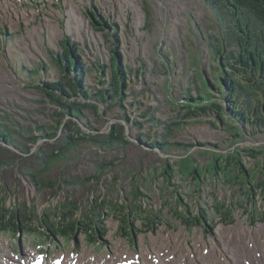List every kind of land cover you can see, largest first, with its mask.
Listing matches in <instances>:
<instances>
[{"label":"rangeland","instance_id":"374dc122","mask_svg":"<svg viewBox=\"0 0 264 264\" xmlns=\"http://www.w3.org/2000/svg\"><path fill=\"white\" fill-rule=\"evenodd\" d=\"M10 4L13 11L0 5V124L22 129L15 135L16 143L32 145L35 150L40 145L44 150L51 151L52 142L41 140L33 145L27 138L41 135L37 126L46 125L49 128L56 125L54 112L63 111L38 87L43 85V81L52 83L62 78L61 67L53 62L52 54L63 50L61 42L69 36L78 44L86 62V85L97 92L103 88L98 82L103 64L107 66L106 77L103 78L107 80L105 86H110L117 33L119 51L129 69V86L124 99L126 108L116 104L108 109L105 116L102 112L107 110V105L100 102L99 114L91 108L84 109L87 117L81 124H91L99 128L101 134L106 133L111 124L122 123L123 120L119 122L118 118L126 114L133 122L141 121L143 124L141 127L137 124L126 127L132 141L123 146L101 150L93 142H81L68 157L53 163L51 171L43 175L42 180L86 178L96 174L102 163H109L105 167L106 174L94 191L93 183L67 187L83 210L89 207L90 200L103 197L109 191V185L113 198L119 203H126L128 199L125 197L131 199L134 185H139L142 196L138 200L147 209L154 208L159 212L162 209L164 214L153 224L134 217L131 235L123 234L118 216H111L104 223H99V228L107 227L102 238L95 240L82 232L77 240L67 236L48 239L41 233L42 230L47 231L41 221L42 214L54 210L71 195L64 186L58 191L56 188L39 191L32 181L15 176L14 169L10 168L0 176V201L4 200L6 208L27 205L35 210L38 219L34 220V225L38 231L22 235L20 243L13 232L3 230L0 232V244L6 240V246L1 252L12 251L27 259L25 251L35 248L49 262L55 254H81L85 248L97 256L113 255L117 240L124 239L130 247V256L139 255L143 262L146 260L149 263L152 253L159 257L163 254L161 249L151 248V236L166 233L181 241L180 248L189 247L196 260V252L199 253L203 242L206 246L221 249L225 259H228L223 249L224 236L219 237L222 229L233 227L254 231L260 228L256 235L263 236L261 229L264 222L259 220L264 221V185L258 186V182L259 177L264 175V125L241 124L231 120L228 115L232 113L223 95L216 89L206 90L201 79L204 71L210 83L214 84L213 78L219 73L213 45L224 43L226 52L236 50V45L226 42L225 31L230 24L228 14L221 20L216 8L206 0H12ZM91 11L95 15L102 14L104 20L116 23L117 27L112 30L104 22L95 24L91 21ZM228 70L234 69L228 66ZM235 73L238 80L251 85L245 75ZM200 91L214 94V101L228 108L224 124L212 111L202 116H184L187 109L182 107V102H188V92L197 96ZM255 91L258 93L252 95L253 99L263 96L258 89ZM246 97L245 94L240 95L241 107L247 106L244 103ZM92 102L88 101L89 104ZM177 122L181 124H174ZM168 123H171L170 129ZM67 132L68 129H64L60 143L65 141ZM141 132L149 134L153 140L167 134L170 142L218 143L221 151L213 145H196L193 148L172 147L165 154L136 141ZM237 132L240 137L236 136ZM237 148L254 182L248 189L241 183L235 184L241 179L243 170L238 177L231 168L224 166L218 171L214 168L219 152L236 155ZM250 148L260 150V153L254 157L247 151ZM215 151L217 154L214 155ZM184 158L190 160L185 161ZM236 160L240 161V157L237 156ZM27 165L38 166L31 165V162ZM195 168L199 170L200 179L192 177L191 172ZM232 172L236 177L232 176ZM115 176L119 177L117 181ZM178 194L182 205L190 210L205 207L208 213L203 216L209 217V222L204 223L201 218L202 223L197 221L192 226H186L174 212ZM217 200L230 202L231 221L219 218L215 212ZM246 207L250 209L246 210ZM250 210H256L255 218L250 216ZM78 215L81 217L80 212ZM253 231L250 235L255 240ZM207 256L216 264L221 263V260L213 258L209 250Z\"/></svg>","mask_w":264,"mask_h":264},{"label":"trees","instance_id":"16d2710c","mask_svg":"<svg viewBox=\"0 0 264 264\" xmlns=\"http://www.w3.org/2000/svg\"><path fill=\"white\" fill-rule=\"evenodd\" d=\"M209 4L214 6L223 20L224 15L228 14L230 17V24L225 31L226 42L229 45H236V50H230L226 52V44L213 45L215 50V57L218 60L219 73L213 78L214 84L210 83V80L206 77L207 73L203 71L201 76L202 84L206 90L216 89L223 95V99L227 102L229 110L232 114H229L231 120L238 121L241 124H254L264 125V0H206ZM91 3V7H92ZM92 12V11H91ZM96 15L102 17L100 14ZM92 12V22L95 24H101L104 22L112 30L117 27V24H113L109 20H104L102 17L98 19ZM222 16V17H221ZM63 50L58 54H52V60L55 64H59L61 67L62 78L56 82H45L43 85L38 86L50 101L58 107H62L63 111L59 110L54 112L56 125H50L48 128L46 125L37 126L41 135H33L28 137L27 140L33 145L39 144L41 140L53 143V149L51 151L44 150L40 145L36 148L29 145H21L16 143L15 135L20 133L22 129L16 130L9 128L7 125L0 124V176L6 174L10 168L14 169L15 176H22L28 178L34 183L39 191L46 188H56L57 191L60 187H65V191L68 192L67 187L75 186L77 184L93 183L94 188H97L99 182L106 174L105 167L109 165L102 163L101 168L96 174H92L86 178L81 177H67L63 181L59 178H50L47 182L42 180V176L49 173L52 168V164L61 161L68 157L74 148L79 147L81 142L90 141L93 142L101 150H107L111 148L123 146V144L131 143V139L128 135L127 126L141 125V121L133 122L131 116L128 114L125 117H119V122L125 121L126 123H113L111 124L106 133L101 134V130L91 124H81L86 118L84 109L91 108L95 114L100 113L99 103L106 104L107 110H104L103 115L108 114V109L114 105H119L122 108H126L124 99L126 98L125 90L129 86V69L125 65L122 53L120 49V39L118 34L115 33V53L114 63L111 64L112 76L110 86L106 88L105 83L107 73V66L101 65V72L98 82L103 85V88L97 92H93L92 89L86 85L87 78V65L81 55V51L76 42H73L69 36H67L62 42ZM228 66H231L234 70H228ZM239 72L245 75L250 84H244L236 78V73ZM224 77H222V75ZM258 89L263 93V96L258 99H253L252 95L258 92ZM245 94L247 97L244 103H247L246 107H241L240 95ZM188 102H182V107L187 109L185 117H196L210 113L211 111L216 114V117L221 123L226 121L224 114L228 110L227 107H223L221 102L214 101V94L209 91H200L197 96H192L188 92ZM80 99V100H78ZM83 100V101H81ZM93 100L92 104L88 101ZM134 105V102H132ZM102 115V114H101ZM215 125V122H211ZM173 124V123H172ZM174 124H181L177 122ZM168 129L171 128V123H168ZM68 129L65 137V141L60 143L61 135L64 129ZM243 133V130L241 129ZM238 137L240 133L237 132ZM136 140L140 141L142 145L151 147L153 149L159 148L163 153H168V150L172 147L193 148L194 146L213 145L217 150L219 149L218 143L212 142H191L189 144L183 142H170L166 136L161 139L153 140L149 134L141 132ZM6 143V145H4ZM220 150V149H219ZM218 150V151H219ZM221 151V150H220ZM237 156L240 157V161H237L235 153L220 154L219 152L215 160L214 168L233 169L238 177L242 172L241 179L235 184H242L247 189L249 185H254L252 178L250 177V170L246 168L242 161L241 152L236 149ZM247 151L252 156L259 154L260 150L250 148ZM210 152V151H207ZM212 153V152H211ZM217 154V152H213ZM185 161L190 158H184ZM227 160V161H226ZM225 161L227 164H225ZM28 162L31 165L28 166ZM113 164V162H111ZM168 167L171 168V165ZM197 167V166H196ZM166 171L168 168H165ZM172 169V168H171ZM243 170V171H242ZM198 168L192 170V176L194 179L198 176ZM218 171V170H217ZM227 173V171H225ZM235 172H232V176L236 177ZM12 173V176H13ZM4 174V175H5ZM264 177V175L262 176ZM259 177L258 186L264 185V178ZM118 176H115V180H118ZM200 179L201 176L199 175ZM248 179V180H246ZM196 180V179H195ZM256 180V178H255ZM230 182L233 180L229 179ZM236 181V180H234ZM248 183V184H247ZM109 191L103 197H96L94 200H90L89 207L83 210L80 204L76 201L74 196L68 192L69 196L65 201L60 202L55 206L54 210H50L47 214H42V223L45 225L47 231H41L46 238L67 236L68 238L77 240L78 236L84 232L87 236L94 238H102L107 231V227L104 225L99 228V223H104L111 216H118L120 221V229L123 234L131 235L133 233V221L134 217H139L141 220L148 222L147 224H153L157 219L163 217V210L160 209H147L138 199L142 196V191L139 189V185H134L132 189V198H127V202L119 203L112 196L111 186L109 185ZM247 193V191H246ZM182 198L178 194L176 198L175 214L181 217L186 226H192L197 221L202 223L209 222V217L203 216L207 212L205 207L202 209L190 210L182 205ZM22 209V210H21ZM246 207V210H249ZM80 212L81 217L78 213ZM215 212L218 213L219 218L225 221H231L233 219L232 210L230 208V202L217 200L215 206ZM208 213V212H207ZM250 216L256 214V210H250ZM38 214L35 210H31L27 205L19 206L18 208L10 209L6 208L4 200L0 201V232L8 230L13 232L19 239L20 233L25 235L38 231L37 226L34 225V220ZM56 220V221H55ZM135 221V220H134ZM264 222L263 220H259ZM257 222V221H255ZM102 230V231H101Z\"/></svg>","mask_w":264,"mask_h":264},{"label":"bare ground","instance_id":"6f19581e","mask_svg":"<svg viewBox=\"0 0 264 264\" xmlns=\"http://www.w3.org/2000/svg\"><path fill=\"white\" fill-rule=\"evenodd\" d=\"M12 0H0V5L8 11H13L14 8L10 2ZM18 12V11H17ZM20 13V12H18ZM21 16V14H20ZM175 27V19L173 20ZM179 22H177L178 24ZM176 24V25H177ZM260 228L253 230L236 229L233 227H226L222 229L220 238L224 236L223 249L228 256L225 259L221 249L212 248L210 245L206 246L205 242L201 245L199 253L196 252L198 259L196 260L189 247L185 246L180 248L181 241L174 240L173 237L167 234L162 236L153 235L148 238L152 249H161L163 254L159 257L157 254L152 253L149 263L143 262L139 255L135 257L130 256L128 243L124 239H118L116 243V249L113 255L104 254L103 256H97L87 248L81 254H75L74 252H64L62 254H55L50 260L49 264H216L214 259L207 256L208 250L211 251L213 258L221 260L220 264H264V228L263 236L256 235V231ZM249 231V235H248ZM253 231L255 240L251 237L250 233ZM147 238V239H148ZM145 239V238H144ZM145 242V240H143ZM222 242V240H221ZM177 244V245H175ZM205 245V246H204ZM6 246V240L0 244V250ZM5 248V247H4ZM126 251H123L124 249ZM129 248V249H128ZM230 248V249H229ZM232 248V250H231ZM182 249H185L182 251ZM199 249V248H198ZM215 252H214V251ZM2 251V250H1ZM0 251V264H32L38 255L35 249L30 248L26 250L28 257L22 259L12 251ZM125 253H128L127 255ZM151 254V253H150ZM219 264V263H218Z\"/></svg>","mask_w":264,"mask_h":264},{"label":"water","instance_id":"95a60500","mask_svg":"<svg viewBox=\"0 0 264 264\" xmlns=\"http://www.w3.org/2000/svg\"><path fill=\"white\" fill-rule=\"evenodd\" d=\"M124 122V121H123ZM136 141H138V140H136ZM139 143H141L140 141H139ZM5 145H6V143H4ZM142 144V143H141ZM157 150H159L160 151V149L159 148H157ZM20 241H21V237H20Z\"/></svg>","mask_w":264,"mask_h":264}]
</instances>
